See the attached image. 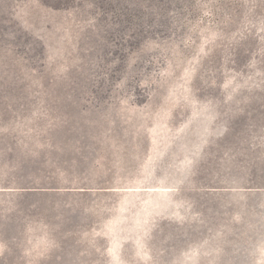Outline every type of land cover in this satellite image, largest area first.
<instances>
[{"label": "rangeland", "instance_id": "374dc122", "mask_svg": "<svg viewBox=\"0 0 264 264\" xmlns=\"http://www.w3.org/2000/svg\"><path fill=\"white\" fill-rule=\"evenodd\" d=\"M0 264H264V0H0Z\"/></svg>", "mask_w": 264, "mask_h": 264}, {"label": "crops", "instance_id": "0c3cea01", "mask_svg": "<svg viewBox=\"0 0 264 264\" xmlns=\"http://www.w3.org/2000/svg\"><path fill=\"white\" fill-rule=\"evenodd\" d=\"M27 144V145H26ZM8 147H7V151H8ZM16 156H17V162L20 161L22 162L23 160H25V158L27 157L29 160H31V162L35 161L38 162L39 161V155L42 153L41 149L38 145H35L34 143H23L22 145L19 144L16 148ZM20 159V160H19ZM16 245V246H15ZM19 244H13L14 246V255L10 257L11 260H15V259H22V249L19 248L18 246ZM25 247V246H24Z\"/></svg>", "mask_w": 264, "mask_h": 264}]
</instances>
